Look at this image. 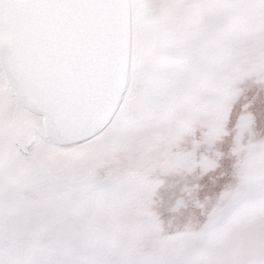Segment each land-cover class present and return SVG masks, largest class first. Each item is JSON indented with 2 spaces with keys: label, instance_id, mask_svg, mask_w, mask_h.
<instances>
[{
  "label": "rangeland",
  "instance_id": "rangeland-1",
  "mask_svg": "<svg viewBox=\"0 0 264 264\" xmlns=\"http://www.w3.org/2000/svg\"><path fill=\"white\" fill-rule=\"evenodd\" d=\"M126 13L123 90L81 142L0 60V264H264V0Z\"/></svg>",
  "mask_w": 264,
  "mask_h": 264
},
{
  "label": "water",
  "instance_id": "water-1",
  "mask_svg": "<svg viewBox=\"0 0 264 264\" xmlns=\"http://www.w3.org/2000/svg\"><path fill=\"white\" fill-rule=\"evenodd\" d=\"M126 0H0L1 66L49 140L74 144L110 117L126 78Z\"/></svg>",
  "mask_w": 264,
  "mask_h": 264
}]
</instances>
